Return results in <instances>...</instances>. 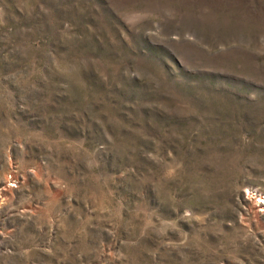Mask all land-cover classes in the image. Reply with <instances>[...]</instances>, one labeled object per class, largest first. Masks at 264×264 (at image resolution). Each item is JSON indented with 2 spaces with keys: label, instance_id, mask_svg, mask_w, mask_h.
I'll return each mask as SVG.
<instances>
[{
  "label": "rangeland",
  "instance_id": "rangeland-1",
  "mask_svg": "<svg viewBox=\"0 0 264 264\" xmlns=\"http://www.w3.org/2000/svg\"><path fill=\"white\" fill-rule=\"evenodd\" d=\"M0 264H264V0H0Z\"/></svg>",
  "mask_w": 264,
  "mask_h": 264
}]
</instances>
